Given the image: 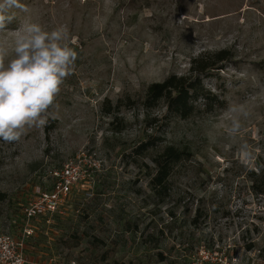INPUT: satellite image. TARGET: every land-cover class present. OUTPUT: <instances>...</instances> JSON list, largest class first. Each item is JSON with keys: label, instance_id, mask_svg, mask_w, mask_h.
Listing matches in <instances>:
<instances>
[{"label": "rangeland", "instance_id": "rangeland-1", "mask_svg": "<svg viewBox=\"0 0 264 264\" xmlns=\"http://www.w3.org/2000/svg\"><path fill=\"white\" fill-rule=\"evenodd\" d=\"M20 2L28 11L0 31L6 62L28 23L65 27L78 59L47 124L0 140V230L21 234L22 206L65 163L84 176L61 213L31 221L26 264H264V0ZM222 50L228 58L215 62ZM199 60L208 97L188 117L163 99L142 104L151 83L196 79ZM239 106L247 116L231 111ZM166 145L190 155L154 188Z\"/></svg>", "mask_w": 264, "mask_h": 264}, {"label": "clouds", "instance_id": "clouds-1", "mask_svg": "<svg viewBox=\"0 0 264 264\" xmlns=\"http://www.w3.org/2000/svg\"><path fill=\"white\" fill-rule=\"evenodd\" d=\"M16 10L28 11L20 0H0V31L6 30ZM13 53L6 62L8 49L0 42V140L6 143L19 141L29 128L47 124V114L78 59L65 27L48 31L39 23H28L19 32ZM231 111L248 114L243 106ZM240 129L237 115L228 131L235 134ZM241 152L248 157L249 146L241 145Z\"/></svg>", "mask_w": 264, "mask_h": 264}, {"label": "trees", "instance_id": "trees-1", "mask_svg": "<svg viewBox=\"0 0 264 264\" xmlns=\"http://www.w3.org/2000/svg\"><path fill=\"white\" fill-rule=\"evenodd\" d=\"M228 52L225 50L213 53L215 62H221L228 58ZM202 60L194 61L190 71L191 74H196V79H191V76L176 77L175 75L169 76L162 82L151 83L145 90L143 98V105L151 107L155 102L163 99L168 111L180 116L181 118L188 117L194 111V102L199 97H208L202 91L200 86L199 74L203 72ZM150 146L148 141L141 143L137 147V154L146 150ZM190 155L188 147H175L174 145H166L154 157L153 161L157 165V172L153 175L151 181L156 188L162 186L166 178L171 174L172 168L175 163ZM4 199V193L0 192V201ZM78 242V238L68 239L66 242L67 247H73Z\"/></svg>", "mask_w": 264, "mask_h": 264}, {"label": "built area", "instance_id": "built-area-1", "mask_svg": "<svg viewBox=\"0 0 264 264\" xmlns=\"http://www.w3.org/2000/svg\"><path fill=\"white\" fill-rule=\"evenodd\" d=\"M55 181L48 190H41L22 206V215L25 225L19 235H13L7 231L0 230V264H26L27 242L33 234L31 221L47 214L61 213L63 202L70 195L73 186L84 176L80 168L72 162L65 163L60 170L53 172ZM51 261L45 264H52ZM75 264L74 260L69 261ZM54 264H62L54 262Z\"/></svg>", "mask_w": 264, "mask_h": 264}]
</instances>
